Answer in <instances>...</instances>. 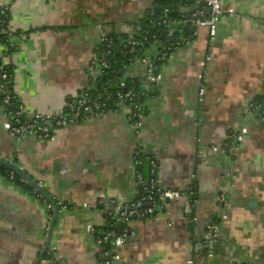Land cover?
<instances>
[{
    "label": "crops",
    "instance_id": "1",
    "mask_svg": "<svg viewBox=\"0 0 264 264\" xmlns=\"http://www.w3.org/2000/svg\"><path fill=\"white\" fill-rule=\"evenodd\" d=\"M169 1L0 0L15 34L11 50L0 47V61L13 69V92L28 112L59 114L73 95L93 86L89 67L99 28L128 35L163 5L182 15L180 3ZM220 2L236 15L222 16L214 40L206 27L182 15L177 30L186 44L159 70L160 91L145 101L138 141L123 114L57 130L53 141L17 140L5 130L0 111V161L19 167L61 207L52 237L59 259L48 251L41 264H100L89 228L108 230L107 211L143 191L135 186L137 144L156 160L159 184L183 196L154 217L132 221L115 264L202 261L206 230L216 222L214 264H264V114L255 112L264 105L258 103L264 98V0ZM198 5L184 0L188 12ZM147 67L138 63L133 74ZM142 173L150 176L148 163ZM19 177L17 182L0 173V264H36L53 215L48 201ZM221 194L228 200L223 212Z\"/></svg>",
    "mask_w": 264,
    "mask_h": 264
},
{
    "label": "built area",
    "instance_id": "2",
    "mask_svg": "<svg viewBox=\"0 0 264 264\" xmlns=\"http://www.w3.org/2000/svg\"><path fill=\"white\" fill-rule=\"evenodd\" d=\"M201 4L200 8L194 13L197 18L196 23L199 26L208 29L211 39L217 35L219 22L222 16H235L233 9L225 10L222 7L220 0H193ZM199 6V5H198ZM211 9V14L207 16L205 10ZM170 9L164 10L161 26L164 29L170 30L168 33L167 44L165 49L158 57L162 61H168L174 52L181 48L184 39L179 40L175 34L179 31L177 28L183 23L184 17L180 19H170ZM177 27V28H176ZM176 28V29H174ZM99 41L97 46V54L93 56L89 70L93 76V86H96L97 79L102 74L110 69L108 56L112 54L114 40L103 27L99 28ZM129 40L123 46V51L128 50L130 54H135L138 46L141 45L132 32L129 33ZM156 38V37H154ZM160 41H157L158 46ZM104 50L102 54L98 51ZM208 60L203 61L201 66L202 78L206 71ZM143 64H147V69L140 74V79L143 82V89L137 91L128 83L120 81L118 90L115 93L94 91L92 88L80 94L73 95L70 102L64 111L56 115H47L40 113H31L18 100L15 93L8 90L9 76L6 71V64L0 61V111L3 118V126L10 136L17 140L33 139L40 142H48L55 140L57 130L75 126L87 119H100L109 114H123L126 116L129 125L134 132L137 141L141 135L146 119V105L148 101L160 91V75L155 72V58L147 56L142 60ZM112 84V81H107V85ZM204 89L200 92L203 94ZM248 133L245 131L240 137V143L245 142ZM135 160V186L143 190L139 197L123 206L118 210L110 208L107 211L109 218V229L99 231L95 227H90L89 232L94 238L96 246L100 249L99 263L100 264H115L119 260V249L123 247L127 238L130 235L128 225L135 219H146L154 217L158 212L163 210L166 204L175 199L181 198L183 192L179 190H171L162 187L157 179V163L154 157L146 152L145 148L137 144L134 149ZM145 163L149 164L150 176L146 178L142 173V168ZM14 179V175H10ZM148 180V183H147ZM219 210L224 211L228 200L225 194H221L217 198ZM51 208L50 205H48ZM118 225L122 226L121 232H117ZM219 224L211 223L205 233L203 244L205 247V256L202 261H190L188 264H214L215 245L218 240Z\"/></svg>",
    "mask_w": 264,
    "mask_h": 264
},
{
    "label": "trees",
    "instance_id": "3",
    "mask_svg": "<svg viewBox=\"0 0 264 264\" xmlns=\"http://www.w3.org/2000/svg\"><path fill=\"white\" fill-rule=\"evenodd\" d=\"M180 1L184 0H171L169 1V3L177 5L180 3ZM200 7L201 4L199 5V8ZM166 8L167 5H163L159 10L156 11V14L153 17L147 18L144 21L132 25V34L141 42V45L137 47L135 54H130L128 50L123 51V46L128 42L130 35L110 34L111 38L114 40L112 54L107 58L108 63L110 64V69L105 71L102 76L97 79L96 86L92 88L91 92L99 90L102 92L105 91L115 93L118 90L117 85L120 81L128 83L129 86H133L137 91L143 89V82L140 79V76H136L133 74V67L138 63H142V60L150 55V51L157 49V51L159 52L158 56L164 51L167 44V36L170 31L164 29L163 26H161L164 10ZM169 11V17L172 20L180 19L182 17L180 13H176L171 9ZM7 12L8 11L6 9L4 10L0 8V47L7 46L11 50L12 46L10 44V39L15 34L11 31V27L9 26V15ZM140 25L142 26L141 30L138 29ZM184 33L188 32H185L184 29ZM183 35L184 34L180 32H177L175 34V36L179 37V40L181 41L182 39H184ZM157 41H160L158 46H156ZM185 44L186 43L181 44V47L185 46ZM102 52H104L103 49L98 51V54L100 55L102 54ZM158 56L154 57L156 63L155 72L157 73H159L161 66L166 63V61L160 60V57ZM5 68L9 76L8 90L10 92H13V69L10 65H6ZM109 80L112 81V84L107 85V81ZM263 99L258 98L259 105L264 101ZM263 110L264 105L258 106V109L255 108V112L256 114L260 115V118L261 115L264 114ZM0 173H9L10 175H14L13 180L17 182L21 181V178L18 175L9 172L5 168L0 167ZM35 194L39 196V198L42 197L37 191H35Z\"/></svg>",
    "mask_w": 264,
    "mask_h": 264
},
{
    "label": "water",
    "instance_id": "4",
    "mask_svg": "<svg viewBox=\"0 0 264 264\" xmlns=\"http://www.w3.org/2000/svg\"><path fill=\"white\" fill-rule=\"evenodd\" d=\"M180 7L182 8L181 14L185 15L187 20L197 21L196 17L192 18V14H194L197 11V6H193L188 12L186 9H184V1H180ZM167 8L172 9L173 11L176 9L175 6L171 7L170 5H167ZM176 13H178V12L176 11ZM205 14H207L209 16L211 14V9L207 8L205 10ZM0 166L14 171L19 176H21L25 181L29 182L35 188V190L48 201L49 205L51 206V209H53V215H52L51 223H50L48 233H47L46 245H45V248L43 250V253L39 257V260L36 262V264H41L43 262L44 257H45L44 255L48 251L51 252L49 254L53 255L52 258H54V260L57 261L59 259L58 255L56 254L58 251L52 247V237H53L55 225L58 222V218H59L60 213H61V207H60L59 202L57 203V201L48 194V192L45 190V188L43 186H41L33 178L28 176L24 171H22L16 165L11 164V163L6 162V161H0ZM252 204H254V203H252ZM189 226H191V224H189ZM116 229L119 232H121L122 226L119 225V226H117Z\"/></svg>",
    "mask_w": 264,
    "mask_h": 264
}]
</instances>
